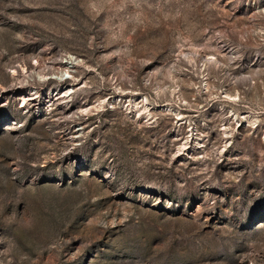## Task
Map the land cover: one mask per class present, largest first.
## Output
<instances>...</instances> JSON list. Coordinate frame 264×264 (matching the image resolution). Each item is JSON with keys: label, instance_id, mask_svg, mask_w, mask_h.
Here are the masks:
<instances>
[{"label": "rangeland", "instance_id": "obj_1", "mask_svg": "<svg viewBox=\"0 0 264 264\" xmlns=\"http://www.w3.org/2000/svg\"><path fill=\"white\" fill-rule=\"evenodd\" d=\"M0 264H264V0H0Z\"/></svg>", "mask_w": 264, "mask_h": 264}, {"label": "bare ground", "instance_id": "obj_2", "mask_svg": "<svg viewBox=\"0 0 264 264\" xmlns=\"http://www.w3.org/2000/svg\"><path fill=\"white\" fill-rule=\"evenodd\" d=\"M69 61L70 62H68V64H72L73 61L72 62H71V60H69ZM65 63H67V61H65ZM14 69H16V68H14ZM13 75H15L14 71H13ZM47 77H49V76H47ZM54 77H56V76H54ZM58 77H63V75L60 74ZM160 91H161V89L159 87L157 89V93L160 92ZM171 92H172V94H176L177 93L178 94L177 97L180 98L179 92L176 91V89L171 90ZM120 100H121L120 96H116V97L113 98V102L111 103V101H109V103H111L110 105L113 106L115 103L119 102ZM98 104L101 105L102 101H98ZM129 105H130L131 110H133L134 112H136L138 114L142 113L141 115H143V117L145 119H147V120L150 119V117L153 116L152 115V111H159V112L166 113V114H175L179 119H182V118L185 117L180 109L175 108V107H173L171 105H168V104L152 105V103L146 97H141V98H138V99L135 98V99H133L130 102ZM101 106H103V105H101ZM230 127L229 126L227 127V125H224L223 132L225 133L226 137L229 136L230 134H232V131H231ZM193 129L190 130V134L187 137H185L186 139L184 141H182V144H180V147L178 148L180 151H183L184 153H186V150L188 148L189 149H191V148H195L196 149V148H200L201 147V142H202V140H201L202 139L201 132L199 130L194 132Z\"/></svg>", "mask_w": 264, "mask_h": 264}]
</instances>
